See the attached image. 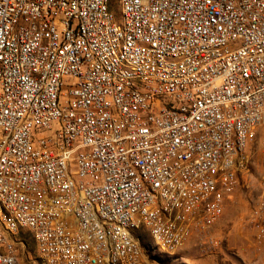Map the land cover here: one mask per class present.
Wrapping results in <instances>:
<instances>
[{
	"label": "built area",
	"instance_id": "1",
	"mask_svg": "<svg viewBox=\"0 0 264 264\" xmlns=\"http://www.w3.org/2000/svg\"><path fill=\"white\" fill-rule=\"evenodd\" d=\"M260 128L264 0H0V264L175 249Z\"/></svg>",
	"mask_w": 264,
	"mask_h": 264
},
{
	"label": "rangeland",
	"instance_id": "2",
	"mask_svg": "<svg viewBox=\"0 0 264 264\" xmlns=\"http://www.w3.org/2000/svg\"><path fill=\"white\" fill-rule=\"evenodd\" d=\"M248 170L225 198L221 216L212 225L193 226L182 244L168 252L153 247L148 234L139 230L145 264H264V128L246 148ZM23 254L31 264H45L27 231L18 234Z\"/></svg>",
	"mask_w": 264,
	"mask_h": 264
},
{
	"label": "bare ground",
	"instance_id": "3",
	"mask_svg": "<svg viewBox=\"0 0 264 264\" xmlns=\"http://www.w3.org/2000/svg\"><path fill=\"white\" fill-rule=\"evenodd\" d=\"M0 215H4V199H3L1 183H0Z\"/></svg>",
	"mask_w": 264,
	"mask_h": 264
}]
</instances>
